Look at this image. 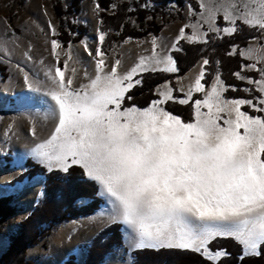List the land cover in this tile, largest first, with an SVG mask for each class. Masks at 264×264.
Returning a JSON list of instances; mask_svg holds the SVG:
<instances>
[{"label": "rangeland", "instance_id": "1", "mask_svg": "<svg viewBox=\"0 0 264 264\" xmlns=\"http://www.w3.org/2000/svg\"><path fill=\"white\" fill-rule=\"evenodd\" d=\"M71 1L0 0V63L7 73L0 74V173L10 178L0 192L13 195L20 206L0 224V253L16 224L43 195V174L9 186L25 170L28 157L48 170L64 169L68 162L82 164L103 201L92 214L66 220L29 247L25 258L36 264H62L69 255L82 264L92 236L113 222L120 224L126 244L116 264H132L131 251L139 246L175 244L205 251L213 235H232L244 253L255 251L264 231L248 235L247 227L216 230L207 222L226 219H203L198 213L205 205L249 208L257 203L247 217L264 216V119L241 109L248 103L264 112V0H183L182 8L170 5L164 13L147 17L161 27L158 33L127 36L107 52L101 48L105 34L98 28L96 0H81L76 15L63 16L86 27L77 42L63 46L55 37L59 18L54 5L59 2L66 10ZM240 23L259 31L246 45H231L229 50L249 60L239 75L261 92L257 102L224 96L218 68L204 85L205 67L195 78L189 75L192 66L174 78L184 95L179 97L182 103L200 92L191 122L181 121L157 102L120 108L126 90L139 84L141 72L156 71L153 67L168 58L173 61L171 51L178 41L193 43L205 28L227 35ZM136 24L131 19L130 27ZM172 91L168 80L155 87L162 100ZM205 150L227 163L200 164ZM4 157L10 161L8 169L1 164Z\"/></svg>", "mask_w": 264, "mask_h": 264}, {"label": "trees", "instance_id": "2", "mask_svg": "<svg viewBox=\"0 0 264 264\" xmlns=\"http://www.w3.org/2000/svg\"><path fill=\"white\" fill-rule=\"evenodd\" d=\"M81 0H72L69 8L62 9L59 2L55 3L54 10L59 18L55 37L63 46L72 41L77 42L85 33L86 27L64 18L65 14L76 15L80 9ZM183 0H127L118 4L117 0H96L98 7V28L105 36L101 48L107 52L113 45L127 36L140 37L147 33H158L160 26L155 21H148L147 17H155L156 12L164 13L170 5L182 8ZM107 10L112 11L107 12ZM131 19L137 24L130 27ZM203 42L189 43L181 39L171 51L176 72L153 70L140 73L139 84H135L120 100V108L149 107L152 103L158 105L169 113L178 115L183 122H191L194 118V103L200 98V92H193L190 100L182 103L179 97H184L174 84V78L185 74L201 57L208 58L203 73L202 83L208 84L213 73L218 68L224 85L223 95L230 98H248L257 102L261 95L258 88L245 81L239 74L242 73L243 64L248 59L239 53H230L232 44L243 46L248 39L259 35L257 28L240 23L232 34L218 36L208 31ZM217 61V62H216ZM0 74L7 75L5 65L0 63ZM248 75L257 78V72H248ZM168 80L173 88L170 98L161 99L155 93V87ZM241 109L253 115H261V109L251 108L248 103H242ZM261 159L264 162V143L261 146ZM25 170L14 176L9 182L29 179L34 175L43 174V195L34 205L25 218L16 224V228L8 235V244L0 253V264H36L34 260L25 258V251L35 245L39 239L50 234L52 228L73 218L83 217L98 210L102 198L98 196L96 181L87 178L84 167L77 162H68L64 169H46L42 164L33 161L30 157L24 163ZM80 197L87 198L85 204L77 202ZM13 199V195H0V224L16 213L20 208ZM123 246V237L120 224L113 222L106 224L92 236L87 253L82 264H101L105 255L112 252L115 247ZM132 264H264V238L257 244L255 252L244 253L240 241L232 235H213L207 241V249H194L191 247H142L132 249ZM62 264H75L74 256L69 255Z\"/></svg>", "mask_w": 264, "mask_h": 264}, {"label": "bare ground", "instance_id": "3", "mask_svg": "<svg viewBox=\"0 0 264 264\" xmlns=\"http://www.w3.org/2000/svg\"><path fill=\"white\" fill-rule=\"evenodd\" d=\"M204 152L205 153L202 154V157H199L200 159L198 161H199L200 164L202 163L203 165L205 164V165L211 167V165L213 163L219 162L220 165H221V163H224V162L227 161L225 159L226 161H221L220 162L219 159L217 158V156L211 155V153L209 151H206V150ZM229 162L230 161H228V163ZM224 168L222 169L223 171H225ZM200 206L202 207L203 205H200ZM257 206H259V204H257V203H255L254 205H251L249 208H240V207H234V208L222 207V208H217L215 206L205 205L204 206L205 208H199V213L198 214L200 216H202L203 219H205V218L208 219L209 215L212 216V217L217 216L219 218L226 219V220H219V221L213 220V221H208L207 222L206 225H211L212 227L216 228V230L225 229V230H229V231H242V228L247 227L249 229V232L247 234L248 235H253V232H256L258 234V233L264 231V216L258 217L257 215H254V216H249V217H252V218H249L247 216L250 215V214H246V212L254 213V211L256 210ZM260 207H261V209H263L264 208V204L260 205ZM238 214H240L241 216L246 217V218L244 220L243 219H239V218H233L235 215H238ZM255 221H257V223H255ZM62 230L63 229H60L57 235L60 236V234L63 232ZM113 258L114 257L112 255L110 257L106 258V262H104V264H114V262H111V260ZM46 264H52V263L48 262Z\"/></svg>", "mask_w": 264, "mask_h": 264}, {"label": "crops", "instance_id": "4", "mask_svg": "<svg viewBox=\"0 0 264 264\" xmlns=\"http://www.w3.org/2000/svg\"><path fill=\"white\" fill-rule=\"evenodd\" d=\"M262 21H263V15L261 14V16L258 18V21H257V24L260 26V25H262ZM254 23H256V22H254ZM217 25H219L220 26V24H217ZM210 30V29H209ZM208 29H203V30H199V40H194V41H197V42H203L206 38H207V33H208V31H209ZM213 31L212 32H216V30L215 29H212ZM230 31H228V32H226V34H230V33H233V31L235 30H233V28H230L229 29ZM218 33V32H217ZM216 33V34H217ZM218 36H220L221 34H217ZM257 36H255V37H250L248 40L250 41V40H252V39H254V38H256ZM189 41H192V40H189ZM232 45H237V44H232ZM238 46V45H237ZM206 58V57H205ZM204 57H201L200 59H199V63L197 62V63H195L194 65H193V67L189 70L190 71V74L189 75H194L195 76V78H199V76L201 75V73L203 72V70H204V67H205V65H206V63H207V58L205 59ZM205 59V60H204ZM199 67V70H196V68H198ZM168 69L170 72H176V70H177V68H176V66H175V63H174V60L173 61H171V58H168L167 60H166V62H162L161 64H159V66H157V67H153V69H156V70H162V69ZM152 69V70H153ZM205 70H206V67H205ZM217 70V69H216ZM189 71H187V72H189ZM205 73V72H204ZM215 73V72H214ZM213 73V74H214ZM213 77V76H212ZM212 79V78H211ZM0 95H2V92L0 93ZM4 104L6 105V103L4 102ZM6 107V106H5ZM46 139L47 138H45V139H43L44 140V144H45V142H46ZM43 145V144H42ZM4 159L5 160H2L1 161V164H3V166L5 167V165H8V166H6L5 168L6 169H8L10 166H11V164H10V161H8L9 159H6L5 157H4ZM25 161V160H24ZM2 172V171H1ZM5 173H0V187L1 188H6L7 187V185H5V183H7L8 182V180L10 179V178H6V176L4 175ZM8 177V176H7ZM3 179V180H2ZM24 179H28V178H24ZM9 186H11V185H9ZM7 194V192H5V193H2V192H0V195L2 196V195H6ZM89 200V199H88ZM169 246H175V247H180V248H187V247H181V246H177V245H175V244H173V245H169ZM140 247V246H139ZM138 247V248H139ZM142 247H145V246H142ZM151 247V246H150ZM154 247V246H153ZM124 250H126V244H125V242L123 241V246H121V245H119L118 247H115L114 249H113V252H110V253H108V254H106L105 255V258H104V261L103 262H106V258H108V257H110L111 255L114 257L112 260H111V262H114V264H116L115 263V260L116 261H118V256L119 255H121V253H123V252H120V251H124ZM128 250V249H127ZM129 251V250H128ZM131 251V250H130ZM117 254H119V255H117ZM124 254V253H123ZM130 257L132 258V256L130 255ZM133 259V258H132ZM102 262V263H103ZM101 263V264H102ZM104 264V263H103Z\"/></svg>", "mask_w": 264, "mask_h": 264}]
</instances>
